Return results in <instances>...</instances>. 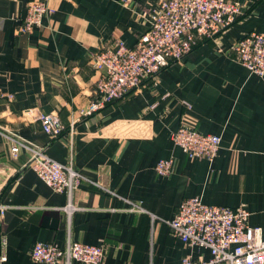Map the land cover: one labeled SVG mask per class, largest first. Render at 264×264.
<instances>
[{
	"label": "crops",
	"instance_id": "obj_1",
	"mask_svg": "<svg viewBox=\"0 0 264 264\" xmlns=\"http://www.w3.org/2000/svg\"><path fill=\"white\" fill-rule=\"evenodd\" d=\"M34 1L52 12L22 34ZM232 1L241 14L216 40L194 48L139 92L78 120L70 133L77 111L96 99L90 57L117 41L132 48L158 0H0L1 264H35L36 242L102 245V264L207 262V249L185 245L160 221L171 220L191 197L210 206H244L248 225L264 237V77L219 51L243 34L264 33V0ZM31 110L57 114L65 131L50 139L24 115ZM181 126L221 138L213 161L190 159L174 144ZM10 138L71 166L81 183L71 194L54 191L29 168L27 148L12 156ZM169 158L171 172L158 175L156 163Z\"/></svg>",
	"mask_w": 264,
	"mask_h": 264
},
{
	"label": "built area",
	"instance_id": "obj_2",
	"mask_svg": "<svg viewBox=\"0 0 264 264\" xmlns=\"http://www.w3.org/2000/svg\"><path fill=\"white\" fill-rule=\"evenodd\" d=\"M128 2L123 0L125 5ZM51 12L42 1L29 3L20 33L31 32L40 25L43 16ZM240 14L239 3L232 0H158L148 15L147 31L132 48L117 41L90 57L89 64L98 74L93 88L96 99L77 111V118L71 121L70 133L78 120L139 92L163 69L182 60L198 42L216 40ZM219 51L233 54L251 74L264 77V33L248 32L226 51L222 48ZM24 115L33 117L50 139L58 138L65 131L55 113L31 110ZM10 140L12 156L16 157L21 147L27 148L31 152L29 168L54 191L71 194L81 183L78 172L71 166L50 160L43 149L30 147L15 138ZM172 140L188 158L207 161L214 160L221 143L219 136L203 134L187 126L179 127L172 134ZM172 166V158L162 159L154 169L158 175L166 176ZM3 213L4 207L0 204V216ZM248 217L249 212L242 205L235 208L210 206L198 197H191L181 201L171 220L160 221L185 245L207 249L211 254L207 262L186 257L182 264H264L262 231L250 227ZM0 245H4L3 235H0ZM104 253L102 245L70 242L60 248L36 242L30 257L35 264H102ZM4 260V253L0 252V264Z\"/></svg>",
	"mask_w": 264,
	"mask_h": 264
},
{
	"label": "trees",
	"instance_id": "obj_3",
	"mask_svg": "<svg viewBox=\"0 0 264 264\" xmlns=\"http://www.w3.org/2000/svg\"><path fill=\"white\" fill-rule=\"evenodd\" d=\"M205 42H207V40L198 42V44H197L194 48H196L197 46H199L200 44H203V43H205ZM194 48H193V49H194Z\"/></svg>",
	"mask_w": 264,
	"mask_h": 264
}]
</instances>
